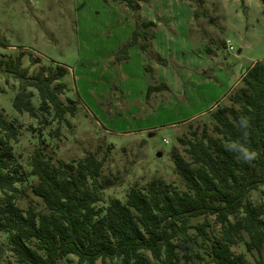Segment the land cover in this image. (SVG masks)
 Segmentation results:
<instances>
[{
    "label": "rangeland",
    "instance_id": "1",
    "mask_svg": "<svg viewBox=\"0 0 264 264\" xmlns=\"http://www.w3.org/2000/svg\"><path fill=\"white\" fill-rule=\"evenodd\" d=\"M132 5L0 0V111L19 126L14 150L27 171L37 150L52 156L54 164L96 155L104 161L99 182H112L99 207L114 198L125 201L133 187L153 179L184 189L173 155L189 157L179 139L211 129V114L219 103L231 104L229 94L241 87L243 72L264 63V0H134ZM137 29L149 32L147 39L140 38L124 59L123 47ZM21 54V68L30 76L67 68L60 99L75 107L74 116L59 123L51 114L47 124L40 114L37 120L15 109L21 81L6 66ZM161 84L167 88L148 98V87ZM27 91L39 109L37 90ZM23 190V208L40 202L29 185ZM250 199L264 204V186ZM7 240L0 235V264H19ZM177 243L176 264H193Z\"/></svg>",
    "mask_w": 264,
    "mask_h": 264
},
{
    "label": "trees",
    "instance_id": "2",
    "mask_svg": "<svg viewBox=\"0 0 264 264\" xmlns=\"http://www.w3.org/2000/svg\"><path fill=\"white\" fill-rule=\"evenodd\" d=\"M114 1L133 6L134 0ZM148 34L134 31L123 47L124 59ZM141 47L145 51L148 44ZM22 57L6 66L21 81L15 109L37 120L41 115L47 124L51 114L59 123L67 114L74 116L75 107L60 99L67 68L59 65L55 73L30 76L21 68ZM28 88L37 90L39 109ZM166 88L151 85L147 97ZM228 99L230 105L219 103L211 114V129L205 126L200 135L191 131L179 139L189 157L173 155L184 189L153 179L145 187H133L125 201L114 198L105 207L98 204L112 182H99L103 160L87 155L54 164L52 156L37 150L27 171L14 150L19 126L0 111V235L7 236L17 262L73 264V256L78 264H176L179 242L193 264H253L248 255L264 264V204L250 199L251 192L264 186L263 62L243 72L241 87ZM242 116L248 118L247 129L239 125ZM232 141L246 144L255 158L238 160L225 147ZM26 185L43 208L40 202L22 207ZM240 246L245 251H238Z\"/></svg>",
    "mask_w": 264,
    "mask_h": 264
},
{
    "label": "clouds",
    "instance_id": "3",
    "mask_svg": "<svg viewBox=\"0 0 264 264\" xmlns=\"http://www.w3.org/2000/svg\"><path fill=\"white\" fill-rule=\"evenodd\" d=\"M249 124L248 118L245 116L240 117L239 119V125L243 129H247ZM247 133L245 132V136ZM226 150L229 152H233L236 154V158L238 160L243 161H251L255 158V152L251 150L246 144L241 143L239 141H232L228 144H226Z\"/></svg>",
    "mask_w": 264,
    "mask_h": 264
},
{
    "label": "built area",
    "instance_id": "4",
    "mask_svg": "<svg viewBox=\"0 0 264 264\" xmlns=\"http://www.w3.org/2000/svg\"><path fill=\"white\" fill-rule=\"evenodd\" d=\"M231 49H232V47H231Z\"/></svg>",
    "mask_w": 264,
    "mask_h": 264
}]
</instances>
